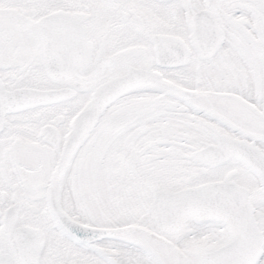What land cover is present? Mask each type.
Wrapping results in <instances>:
<instances>
[{
    "label": "snow or ice",
    "instance_id": "1",
    "mask_svg": "<svg viewBox=\"0 0 264 264\" xmlns=\"http://www.w3.org/2000/svg\"><path fill=\"white\" fill-rule=\"evenodd\" d=\"M0 264H264V0H0Z\"/></svg>",
    "mask_w": 264,
    "mask_h": 264
}]
</instances>
